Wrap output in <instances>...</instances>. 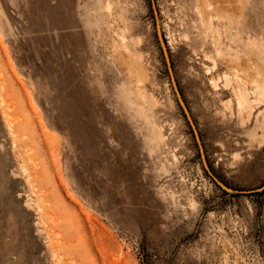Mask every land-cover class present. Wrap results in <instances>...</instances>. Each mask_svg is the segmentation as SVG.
I'll list each match as a JSON object with an SVG mask.
<instances>
[{
    "label": "rangeland",
    "instance_id": "374dc122",
    "mask_svg": "<svg viewBox=\"0 0 264 264\" xmlns=\"http://www.w3.org/2000/svg\"><path fill=\"white\" fill-rule=\"evenodd\" d=\"M0 0V264H264V0Z\"/></svg>",
    "mask_w": 264,
    "mask_h": 264
},
{
    "label": "water",
    "instance_id": "95a60500",
    "mask_svg": "<svg viewBox=\"0 0 264 264\" xmlns=\"http://www.w3.org/2000/svg\"><path fill=\"white\" fill-rule=\"evenodd\" d=\"M150 1V6H151V10L153 13V17H154V22H155V30H156V36H157V40H158V44L160 47V51L162 54V58L164 61V66L166 68L167 74H168V78L173 90V93L175 95V98L177 100V103L181 109V111L183 112L186 121L189 125V128L191 129L193 138L195 140V143L197 145V149H198V153L200 156V161H201V165L203 170L206 172V174L218 185L220 186L222 189L224 190H229V188L223 184V182H221L212 172V170L209 167V164L207 162L206 156H205V152L203 149V146L201 144V140H200V136L198 133V130L193 122V119L190 115V112L181 96V93L179 91L175 76H174V72H173V68H172V64H171V59H170V55H169V50L167 47V43L165 42L162 33H161V26L159 24V19H158V13L156 10V6H155V2L154 0H149ZM264 186H262L261 188H256V189H252L249 191H239V190H235L238 193H250V192H256V191H260L261 189H263Z\"/></svg>",
    "mask_w": 264,
    "mask_h": 264
}]
</instances>
